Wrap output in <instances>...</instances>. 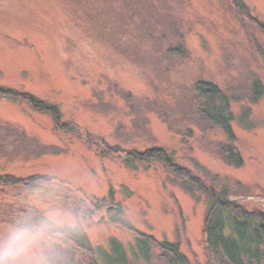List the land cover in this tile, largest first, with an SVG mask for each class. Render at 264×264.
<instances>
[{
    "label": "rangeland",
    "instance_id": "1",
    "mask_svg": "<svg viewBox=\"0 0 264 264\" xmlns=\"http://www.w3.org/2000/svg\"><path fill=\"white\" fill-rule=\"evenodd\" d=\"M0 86L18 92L0 94V227L46 184L101 251L67 237L58 264H170L163 241L225 264L204 231L212 195L264 213V0H0ZM152 149L179 168L138 157Z\"/></svg>",
    "mask_w": 264,
    "mask_h": 264
},
{
    "label": "trees",
    "instance_id": "2",
    "mask_svg": "<svg viewBox=\"0 0 264 264\" xmlns=\"http://www.w3.org/2000/svg\"><path fill=\"white\" fill-rule=\"evenodd\" d=\"M198 88L200 95L207 98L204 110L206 116L211 118L216 124L224 127L232 135L230 126L232 117L229 112L227 113L228 103L220 101L223 95L222 90L209 81H200ZM1 93H6L7 95L18 94L17 90L0 86ZM22 94L34 107H40L42 110L44 108L52 110L54 115L59 118L60 114L57 106H47L45 102L38 100L32 94ZM164 153V150L152 149L148 153H139L138 157L143 160H149L154 157L165 159L170 167L179 168L172 162L170 156L166 153L164 155ZM226 158L234 165L242 163L238 151L235 154L230 151L226 154ZM7 177L11 178L10 175ZM225 197V195L220 197L214 194L211 197V205L206 215L204 228L208 249L220 255L225 264H264V213L248 212L234 201ZM138 234L146 238V240L153 239L152 236L140 232ZM68 237L81 248L87 249L91 253L101 252L100 248L93 249L88 239L79 234V232ZM159 245L164 251V255L169 257L170 264H187L188 259L181 252L177 243L163 241Z\"/></svg>",
    "mask_w": 264,
    "mask_h": 264
},
{
    "label": "clouds",
    "instance_id": "3",
    "mask_svg": "<svg viewBox=\"0 0 264 264\" xmlns=\"http://www.w3.org/2000/svg\"><path fill=\"white\" fill-rule=\"evenodd\" d=\"M30 206L0 227V264H58L59 250L83 224L59 206V188L34 186Z\"/></svg>",
    "mask_w": 264,
    "mask_h": 264
}]
</instances>
